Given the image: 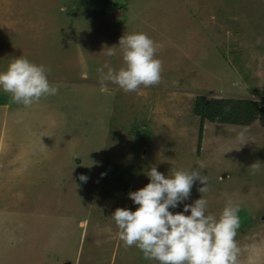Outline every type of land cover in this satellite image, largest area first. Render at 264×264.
Instances as JSON below:
<instances>
[{
    "label": "rangeland",
    "instance_id": "rangeland-1",
    "mask_svg": "<svg viewBox=\"0 0 264 264\" xmlns=\"http://www.w3.org/2000/svg\"><path fill=\"white\" fill-rule=\"evenodd\" d=\"M123 32L153 40L158 83H101L98 69L123 65ZM17 56L57 92L27 106L0 92V264H156L122 246L111 212L134 209L148 167L198 162L206 213L239 204L236 264H264V127L192 112L197 95L264 101V0H0V69Z\"/></svg>",
    "mask_w": 264,
    "mask_h": 264
},
{
    "label": "clouds",
    "instance_id": "clouds-1",
    "mask_svg": "<svg viewBox=\"0 0 264 264\" xmlns=\"http://www.w3.org/2000/svg\"><path fill=\"white\" fill-rule=\"evenodd\" d=\"M123 65L113 70L105 66L98 69L101 83L108 81L125 92L135 91L159 82L161 62L154 55L156 45L143 32L124 33L115 44ZM114 49L105 47V55ZM48 69L24 56L11 59L0 69V92L10 94L13 102L27 106L42 96L55 95L57 88L47 78ZM82 71L80 77L87 78ZM244 130L237 133L242 140ZM243 143V142H241ZM240 143V144H241ZM259 163H251L253 171ZM198 162L188 169H173L161 174L154 165L148 167L147 182L127 193L134 209L116 207L111 219L116 225L122 246L135 245L143 256L156 264H236L239 249L234 241L239 226V204L227 201L217 215L206 213L207 201L201 195L208 191L207 177ZM79 179L87 178L80 175ZM194 181L199 182L200 196L190 204H182L181 211L171 212L186 200Z\"/></svg>",
    "mask_w": 264,
    "mask_h": 264
},
{
    "label": "trees",
    "instance_id": "trees-1",
    "mask_svg": "<svg viewBox=\"0 0 264 264\" xmlns=\"http://www.w3.org/2000/svg\"><path fill=\"white\" fill-rule=\"evenodd\" d=\"M192 112L205 120L234 125H247L259 119L264 127V101L246 98H205L197 95L193 99Z\"/></svg>",
    "mask_w": 264,
    "mask_h": 264
},
{
    "label": "water",
    "instance_id": "water-1",
    "mask_svg": "<svg viewBox=\"0 0 264 264\" xmlns=\"http://www.w3.org/2000/svg\"><path fill=\"white\" fill-rule=\"evenodd\" d=\"M240 84V83H239Z\"/></svg>",
    "mask_w": 264,
    "mask_h": 264
}]
</instances>
